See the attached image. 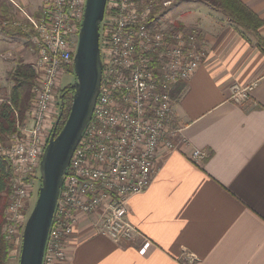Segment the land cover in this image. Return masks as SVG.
Masks as SVG:
<instances>
[{"label":"built area","instance_id":"obj_1","mask_svg":"<svg viewBox=\"0 0 264 264\" xmlns=\"http://www.w3.org/2000/svg\"><path fill=\"white\" fill-rule=\"evenodd\" d=\"M86 2L43 0L40 16L30 20L37 46L32 106L8 145L0 146L14 176L5 235L16 246L23 242L32 181L39 177L50 139L45 129L53 123L56 91L74 65ZM154 5V0L143 5L107 0L100 28V93L64 178L43 264L66 261L79 215L96 216L95 230L113 242L131 243L138 234L128 220L131 198L150 187L161 153L178 150L182 127L174 117L179 99L173 90L191 80L206 53L199 32L154 24ZM253 87L234 84L230 100L247 102ZM203 157L199 151L192 154L194 161Z\"/></svg>","mask_w":264,"mask_h":264},{"label":"crops","instance_id":"obj_2","mask_svg":"<svg viewBox=\"0 0 264 264\" xmlns=\"http://www.w3.org/2000/svg\"><path fill=\"white\" fill-rule=\"evenodd\" d=\"M239 1L262 21L259 35L210 5L188 6L175 20L166 15L174 4L166 8L164 27L199 32L206 53L173 90L178 150L161 153L150 187L131 198L128 220L138 231L131 243L113 242L95 230L96 216L79 215L59 264H264V0ZM29 3L17 17L40 16L43 0ZM7 63L0 58L4 100L17 65ZM234 84L254 85L247 102L230 100ZM195 151L204 157L194 161Z\"/></svg>","mask_w":264,"mask_h":264},{"label":"water","instance_id":"obj_3","mask_svg":"<svg viewBox=\"0 0 264 264\" xmlns=\"http://www.w3.org/2000/svg\"><path fill=\"white\" fill-rule=\"evenodd\" d=\"M107 0H87L74 56L73 99L67 120L58 132L56 122L40 163L42 185L27 220L19 264H43L45 248L64 178L71 160L93 117L100 93L103 63L100 28Z\"/></svg>","mask_w":264,"mask_h":264},{"label":"trees","instance_id":"obj_4","mask_svg":"<svg viewBox=\"0 0 264 264\" xmlns=\"http://www.w3.org/2000/svg\"><path fill=\"white\" fill-rule=\"evenodd\" d=\"M140 5L147 4L152 0H134ZM161 0H154V15L152 19L155 20L156 15L161 10ZM210 5L214 9L222 12L227 18L240 26L245 32H254L258 34V30L262 25V21L253 14L245 5L239 0H201ZM164 7V6H163ZM178 31L181 27H172ZM3 34L8 37L15 38L20 36L22 38H29L35 36L32 34V29L27 30L26 24L13 25L10 23L1 30ZM30 38V43H31ZM262 43H260L261 47ZM261 49L264 52V44ZM69 74H73V66L68 70ZM35 71L31 64L23 60H18L15 69L8 74V80L13 84L8 98L0 105V145L3 146L10 141V137L16 132L18 124L24 122L33 101V87L35 84ZM72 86L65 87L61 91V108L60 121L57 126L59 132L64 126L70 112L73 99ZM179 93V92H178ZM175 95V94H174ZM59 118V117H58ZM58 120V119H57ZM57 122V121H56ZM54 123V129L56 128ZM13 170L11 162L3 155H0V264H8L10 253L13 250V245L6 238L4 233L6 218L5 211L9 202V197L12 191Z\"/></svg>","mask_w":264,"mask_h":264},{"label":"rangeland","instance_id":"obj_5","mask_svg":"<svg viewBox=\"0 0 264 264\" xmlns=\"http://www.w3.org/2000/svg\"><path fill=\"white\" fill-rule=\"evenodd\" d=\"M169 1L171 3H173L174 5L172 7H170L169 12H167L166 8H168V7H163V6H164V3L169 2ZM160 2L161 3L159 6H160L161 10L158 12V15H156L155 20H154V24H156L160 28H162V25L164 26L166 23H168V21H170V19L165 18V16L168 14H170L172 16L173 20H175L178 18V15H179L181 9L187 8L188 6H196L197 8H204L207 6V4L202 2L201 0L195 1V2L192 0H189V1H187V0H185V1L184 0H161ZM37 3H39V0H37ZM28 4H30L29 0L28 1L25 0L24 3H22V0H0V38H1V40H3L2 38L8 37L5 34H3L1 32V30H3V28L6 27L7 25H9L10 23H12L13 25L15 24L16 26L26 24L27 30L29 31L30 29H32V34L34 33L31 21L29 19L28 20L26 18L20 19V17L16 16V15H19L21 10L22 11L26 10V8L28 7ZM27 12H29V11H27ZM166 12H167V14L164 16V14ZM27 15L28 14L26 13L25 16H27ZM29 15H30V12H29ZM22 20H24V21H22ZM30 38L31 37L22 38L20 36H16L15 38L11 39V40H13L12 43H14V45L12 47L9 46L8 44H6L5 41L0 40L1 41L0 42V58L1 59H2V57L6 58L7 61L10 63V64L7 63L9 66L10 65L13 66V61L16 62V64H17L18 60H23V61L25 60L27 63L32 65L37 58L36 57L37 46L33 42L34 35L31 38V43H30ZM24 48L26 49V53H28V55L21 58L20 56L22 54H19V53H20L21 49L24 50ZM32 53L34 54V56H32ZM29 55H31V56H29ZM0 80H1V78H0ZM75 81H76V76L74 74V67H73V74L66 73L64 75L62 81H61V85L59 87L60 90L56 91V96H57L56 106H54L52 108V111H51V114H54L52 116L53 117L52 118L53 123L49 122L47 124V128L45 129L47 134L53 133L54 122L57 121V119L59 117L60 108H61V91L65 87L72 86V84ZM50 137H51V135H50ZM7 145H8V143H7ZM7 145L5 147H7ZM1 147H3V146H1ZM39 173H40V171H39ZM41 185H42L41 174H39L38 179L36 178L35 180L32 181L33 192L30 194V198H29V202H28V210L26 212L27 220L29 219V217H30L35 205H36V202L38 199V190L40 189ZM11 195H12V191H11ZM10 199H11V196L9 197V202H10ZM9 202H8V205H9ZM8 205H7V208H8ZM7 208H6L5 213L7 212ZM5 217H6V214H5ZM6 224H7V220H6ZM4 233H5V230H4ZM11 244L13 245V250L10 253L8 264H19L22 245L16 246L12 242H11Z\"/></svg>","mask_w":264,"mask_h":264},{"label":"bare ground","instance_id":"obj_6","mask_svg":"<svg viewBox=\"0 0 264 264\" xmlns=\"http://www.w3.org/2000/svg\"><path fill=\"white\" fill-rule=\"evenodd\" d=\"M2 100H3V102L5 101L4 99H2ZM3 102H2V103H3ZM2 103H1V104H2Z\"/></svg>","mask_w":264,"mask_h":264}]
</instances>
